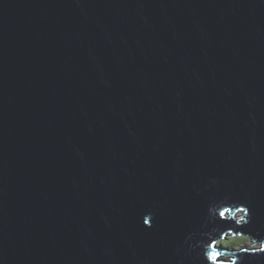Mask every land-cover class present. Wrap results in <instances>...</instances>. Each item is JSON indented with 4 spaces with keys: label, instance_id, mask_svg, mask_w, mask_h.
Returning a JSON list of instances; mask_svg holds the SVG:
<instances>
[{
    "label": "water",
    "instance_id": "water-1",
    "mask_svg": "<svg viewBox=\"0 0 264 264\" xmlns=\"http://www.w3.org/2000/svg\"><path fill=\"white\" fill-rule=\"evenodd\" d=\"M229 232L264 264V0H0V264H211Z\"/></svg>",
    "mask_w": 264,
    "mask_h": 264
},
{
    "label": "clouds",
    "instance_id": "clouds-1",
    "mask_svg": "<svg viewBox=\"0 0 264 264\" xmlns=\"http://www.w3.org/2000/svg\"><path fill=\"white\" fill-rule=\"evenodd\" d=\"M225 238H223V239H219V240H217L216 242L220 245V247H222L225 251H228V252H230V253H239V252H241V251H245V250H249L250 248H252V247H248V244H242V245H236V246H227L226 245V242L227 241H229V240H232V239H241L242 237H250V236H246V235H236V237H233L232 235H230V233H225ZM251 238V237H250ZM251 240H252V238H251ZM253 241V240H252ZM239 242H241V241H239ZM253 243L258 247L259 245L257 244V243H255L254 241H253ZM245 247H247L248 249H246ZM254 249V248H253ZM252 250V249H251ZM235 258V257H234ZM224 260V259H223ZM226 261V260H225ZM227 262H229V261H227Z\"/></svg>",
    "mask_w": 264,
    "mask_h": 264
},
{
    "label": "rangeland",
    "instance_id": "rangeland-1",
    "mask_svg": "<svg viewBox=\"0 0 264 264\" xmlns=\"http://www.w3.org/2000/svg\"><path fill=\"white\" fill-rule=\"evenodd\" d=\"M234 240H236V239H234ZM238 241L240 240L241 242H236V243H238L239 245H244V244H248V247L250 248V247H252V248H250V249H253V248H257V246L253 243V241L251 240V238L250 237H242L241 239L239 238V239H237ZM243 240V241H242ZM218 246H220L219 244H217Z\"/></svg>",
    "mask_w": 264,
    "mask_h": 264
},
{
    "label": "bare ground",
    "instance_id": "bare-ground-1",
    "mask_svg": "<svg viewBox=\"0 0 264 264\" xmlns=\"http://www.w3.org/2000/svg\"><path fill=\"white\" fill-rule=\"evenodd\" d=\"M218 243H214V247L217 249V250H220V251H224V252H228V251H225L222 247L218 246L217 245ZM230 253V252H229ZM222 258L226 261H229L230 264L233 263V261L235 260L234 257L232 256H229V255H222Z\"/></svg>",
    "mask_w": 264,
    "mask_h": 264
},
{
    "label": "trees",
    "instance_id": "trees-1",
    "mask_svg": "<svg viewBox=\"0 0 264 264\" xmlns=\"http://www.w3.org/2000/svg\"><path fill=\"white\" fill-rule=\"evenodd\" d=\"M246 238V237H245ZM240 241V240H239ZM237 239L236 240H234V239H232V240H229V241H227L226 242V245L227 246H236V245H238V243H236V242H239ZM243 241V240H242Z\"/></svg>",
    "mask_w": 264,
    "mask_h": 264
}]
</instances>
